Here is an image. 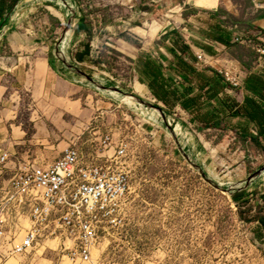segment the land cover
<instances>
[{"label":"crops","instance_id":"crops-1","mask_svg":"<svg viewBox=\"0 0 264 264\" xmlns=\"http://www.w3.org/2000/svg\"><path fill=\"white\" fill-rule=\"evenodd\" d=\"M67 1L69 6L65 7L62 0H19L14 6V16L7 23L8 31L14 30V36L5 38L11 52L0 53V158L8 154L6 166L13 171L32 163L55 162L71 145L86 138L88 128L100 116L97 103L100 108L101 101L89 102L92 109L84 107L88 98L82 90L88 86L87 79L58 55L57 47L62 39L58 32L69 28L66 19L70 5L77 2ZM133 3L122 1L126 7L123 26L126 30L137 22L147 26L156 14L167 9L173 12L171 7H178L180 14L166 24L155 21L149 31L136 29L150 43L133 57L132 93L140 98H154L168 120L173 118L183 130V141L192 146L193 138L198 154L208 150L198 137L202 132L213 131L221 136L225 134L228 141L264 146V124L251 120L247 113L257 106L264 109V60L257 64L255 51L258 45L264 46V0H137ZM39 12L42 14L36 16ZM166 17L169 19L171 15ZM33 20H40L35 30L38 36L22 34ZM73 29L76 31L67 34L64 49L76 66L91 59L92 54L84 48L88 26L80 22ZM120 50L131 54L136 48L121 42ZM200 54L208 59L213 57L210 66L203 68L198 64ZM233 63L246 73L241 89L230 88L216 70ZM155 67L157 74L150 72ZM155 94L167 102L159 101ZM75 116L79 117L78 126L72 122ZM157 123L166 124L160 116Z\"/></svg>","mask_w":264,"mask_h":264},{"label":"rangeland","instance_id":"rangeland-1","mask_svg":"<svg viewBox=\"0 0 264 264\" xmlns=\"http://www.w3.org/2000/svg\"><path fill=\"white\" fill-rule=\"evenodd\" d=\"M76 1L70 5L77 8L75 24L83 22L88 26L84 48L92 54L91 59L80 62V67L100 82L86 80L88 86L82 93L88 100L83 104L92 109L89 102L101 101L100 108L97 103L100 116H94L96 123L90 125L86 138L77 145L87 153L103 135L109 134L117 142L126 140V162L131 171L124 225L112 230L111 236L94 249L92 264H264L263 241L256 237L255 223L249 222L264 213V172L249 181L264 168V150L251 142L246 145L243 141H228L225 134L212 131L198 133L208 147L198 154L196 142L192 137V146L183 141V130L173 118L169 125L160 126L156 112L139 106L128 95H118L115 89L103 90V86L112 85L128 94L133 92V57L150 43L136 29L149 31L155 21L166 24L179 16L180 9L171 7L173 12L167 9L156 14L147 26L137 22L126 30L123 0ZM15 4V0H0V7L5 10H12ZM70 16L71 13L67 22ZM39 25L40 20L29 22L22 34L35 36ZM8 28L6 24L0 32V53L4 55L11 52L5 38L14 36V30ZM64 32L61 29L58 37ZM121 42L136 50L124 53ZM141 97L158 105L151 96ZM78 118L72 117L74 125ZM105 154L111 156L113 150ZM13 176L9 166L0 164V202ZM245 190L247 193L237 206L232 196ZM24 226L30 227L28 220ZM57 245L58 242L49 241L28 255L7 259L0 255V264H72L62 253L47 249Z\"/></svg>","mask_w":264,"mask_h":264},{"label":"built area","instance_id":"built-area-1","mask_svg":"<svg viewBox=\"0 0 264 264\" xmlns=\"http://www.w3.org/2000/svg\"><path fill=\"white\" fill-rule=\"evenodd\" d=\"M255 51L260 64L264 46L258 45ZM212 60L198 55V64L203 68ZM216 70L230 88L241 89L244 85L246 73L239 65L219 66ZM95 142L87 153L73 144L50 165L32 163L14 171L0 202L2 258L28 255L51 241L58 245L47 249L62 253L72 264H92L94 249L111 236L112 230L124 225L131 193V171L126 162L129 144L126 140L114 141L109 134ZM112 150L111 156L105 154ZM9 158L8 154L2 155L0 164L6 165ZM26 220L29 228L24 226Z\"/></svg>","mask_w":264,"mask_h":264},{"label":"water","instance_id":"water-1","mask_svg":"<svg viewBox=\"0 0 264 264\" xmlns=\"http://www.w3.org/2000/svg\"><path fill=\"white\" fill-rule=\"evenodd\" d=\"M62 1H63L64 5L69 6V3H68L67 0H62ZM14 10H15V7L10 11L9 14H7V15L5 16V20H4V22H3V23L1 24V26H0V32L3 30V28H4V27L6 26V24L9 22V20L12 18ZM70 13H71V16H70L71 18H69L70 26H69V28H68L67 30H65V32L63 33V36H62L61 42H60V44H59L58 47H57L59 58H60L61 60H63L64 63H65L68 67H70L72 70H74V71H76L77 73H79L81 76H83V77L86 78L87 80H90L92 83H95V84L100 83V82L96 79V77H93V76H91V74H88V72H87L86 70H84L83 68H81L80 65L76 64V66H74V65L71 63V61L68 59L67 55L65 54V49L63 48V45H64V43H65V41H66L65 39L67 38V34H69L70 32H72V31H73V28L76 27L75 21L77 20V13H78V12H77V8H76V6L71 7ZM104 88H107V89H108V88H110V89H115V90L118 91V92H116V93H117L118 95H121V96L128 95L129 97H131L132 99H134L135 102H137L138 104H140V105L146 107L147 109H149V110H151V111L156 112L157 116L162 117V118L164 119L165 123H168V125L170 124V121H169L168 118H167L166 112L163 110L162 107L157 106L156 104L150 103V102L146 101L145 99L136 96L134 93H130V94H128L127 92H125L124 90L119 89L118 87H112V85H111V86H109V85H108V86H103V90H106V91H107V89H104ZM125 97H126V96H125ZM170 126H171V125H170ZM167 128H168V126H167ZM171 132H174V131L172 130ZM200 169H202V171H204L202 167H200ZM263 172H264V168H262L261 170L257 171V172H256V173H255L250 179H249V181H252L254 178L261 176V174H263ZM246 184H248V182H247ZM246 184H245V185H246ZM239 189H242V186L239 187ZM237 192H240V191H237ZM241 192H242V191H241Z\"/></svg>","mask_w":264,"mask_h":264},{"label":"trees","instance_id":"trees-1","mask_svg":"<svg viewBox=\"0 0 264 264\" xmlns=\"http://www.w3.org/2000/svg\"><path fill=\"white\" fill-rule=\"evenodd\" d=\"M18 0H15V2H17ZM10 10H5V7H0V26L1 24L4 22L5 20V16L7 14L10 13ZM155 74H157V68L155 67L154 69H150V72ZM140 82H142L141 80H139ZM155 97L161 101V102H167L166 99L162 96H158L155 94ZM159 106V105H157ZM256 106V105H254ZM253 112L249 113V111H247V113L249 114V118L251 120H259L260 121V124H264V109L260 106H257L256 108H252ZM262 122V123H261ZM215 125H218L217 123ZM255 143L257 144L258 142L255 140ZM258 146H262L264 148L263 145H260V144H257ZM245 196V192L242 191V192H239V193H236L232 196V199L233 201L238 205H240V203H242V198ZM247 203V201L245 202ZM249 222H253V223H256V226H255V232H256V237L261 239L263 242H264V214H259L255 217H253L252 219H250Z\"/></svg>","mask_w":264,"mask_h":264},{"label":"bare ground","instance_id":"bare-ground-1","mask_svg":"<svg viewBox=\"0 0 264 264\" xmlns=\"http://www.w3.org/2000/svg\"><path fill=\"white\" fill-rule=\"evenodd\" d=\"M14 20V19H13ZM72 33V32H71ZM66 47L65 44L63 45V48ZM139 106H142V105H139ZM146 108V107H145ZM147 109V108H146ZM147 112V111H146ZM172 125V124H171Z\"/></svg>","mask_w":264,"mask_h":264}]
</instances>
